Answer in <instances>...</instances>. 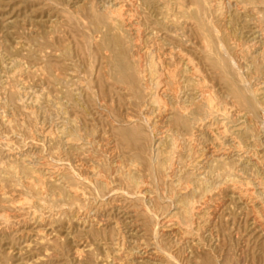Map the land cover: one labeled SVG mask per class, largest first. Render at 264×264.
Masks as SVG:
<instances>
[{"label": "rangeland", "instance_id": "1", "mask_svg": "<svg viewBox=\"0 0 264 264\" xmlns=\"http://www.w3.org/2000/svg\"><path fill=\"white\" fill-rule=\"evenodd\" d=\"M237 68L263 96L264 0H0V264H264V112ZM206 98L240 134L185 122Z\"/></svg>", "mask_w": 264, "mask_h": 264}, {"label": "bare ground", "instance_id": "2", "mask_svg": "<svg viewBox=\"0 0 264 264\" xmlns=\"http://www.w3.org/2000/svg\"><path fill=\"white\" fill-rule=\"evenodd\" d=\"M100 1V0H99ZM209 2V1H208ZM236 2V1H235ZM108 3V2H107ZM109 3H111V2H109ZM237 3V2H236ZM115 4L116 3H114V6H115ZM205 4H206V2H205ZM235 4V3H234ZM111 5H112V7H113V4L111 3ZM124 5V4H123ZM222 5V4H221ZM106 6V5H105ZM107 6H109V5H107ZM121 6V5H120ZM111 7V8H112ZM117 7V6H116ZM115 7V8H116ZM214 7V6H213ZM223 8V7H222ZM119 10V9H118ZM124 10V9H123ZM173 12V11H172ZM212 12H213V10H212ZM228 16V15H227ZM218 18V17H217ZM225 18V17H224ZM228 21V20H227ZM96 22V21H95ZM167 23V22H166ZM185 24V23H184ZM106 25V24H105ZM166 25V24H165ZM111 26V25H110ZM114 28V27H113ZM159 28V27H158ZM191 28V27H190ZM253 30V29H252ZM113 32V31H112ZM206 33L207 34H211L212 36H214L215 37V39L217 40L216 42H217V44H216V46H215V48H213V49H211V53L212 54H215L216 55V57H217V61L219 62V63H221V64H223L224 62H223V59H222V57H224V58H226L228 61H230V63L231 64H233V65H236V63H235V61H234V59L232 58V55H231V53L228 51V49L226 48V45H225V40H224V38H223V33L221 32V30L220 29H218V28H216L209 20H207V23H206ZM151 37H153V36H151ZM155 37V36H154ZM155 41V40H154ZM157 41V40H156ZM92 44V43H91ZM152 44V43H151ZM237 46H238V44H237ZM40 49V48H39ZM262 49V48H261ZM238 50V49H237ZM150 52V51H149ZM233 52H235L234 50L232 51V53ZM174 53V52H173ZM237 55V54H236ZM178 56V55H177ZM146 57V56H145ZM237 58V57H236ZM181 59V58H180ZM184 59V58H183ZM185 60V59H184ZM258 60V59H257ZM185 61H187V60H185ZM182 62H184V61H182ZM8 63V62H7ZM66 63V62H65ZM239 63V62H238ZM237 63V64H238ZM257 64V63H256ZM190 65V64H189ZM248 65V64H247ZM118 66V65H117ZM179 66V65H178ZM181 67V66H180ZM185 67V66H184ZM181 69V68H180ZM184 70V69H183ZM193 70V69H192ZM223 70V69H222ZM180 71V70H179ZM188 72H190V71H188ZM216 72V71H215ZM232 72V71H231ZM162 73V72H161ZM132 75V74H131ZM233 75V74H232ZM235 75H237V78H238V82H233V85H234V92H235V95L237 96V98L244 104V105H246L248 108H250L252 111H254V112H256L257 113V115H258V117H259V119H260V114H261V112H259L260 110H262L263 112H264V95L263 96H258L259 94H256L255 93V91L253 90V88L254 87H252V85L250 84V83H248L247 81H245V78L243 77V74L241 73V72H239L238 71V68L236 69V73H235ZM264 75V74H263ZM262 76V75H261ZM194 77V76H193ZM196 77V76H195ZM194 77V78H195ZM134 78V77H133ZM165 78V77H164ZM188 78V77H187ZM233 78V77H232ZM231 78V80L233 81V79ZM259 78V77H258ZM198 79V78H197ZM254 79V78H253ZM190 80V79H189ZM200 80V79H199ZM159 81H161V80H159ZM179 81H181V79L179 80ZM147 82V81H146ZM196 82V81H195ZM258 82V81H257ZM148 83H149V81H148ZM188 83V82H187ZM147 84V83H146ZM160 84V83H159ZM253 84V83H252ZM145 84H143V86H144ZM241 85H242V88H241ZM256 85V84H255ZM260 85V84H259ZM259 85H257L256 87H258ZM262 85V84H261ZM141 86H142V84H141ZM161 86V85H160ZM254 86V85H253ZM264 86V85H263ZM163 88V87H162ZM179 88H180V86H179ZM184 88V87H183ZM259 88V87H258ZM157 89H159V88H157ZM161 89V88H160ZM118 91V90H117ZM160 91V90H159ZM196 91H198V90H196ZM195 91V92H196ZM190 92V91H189ZM193 92V91H192ZM162 93V92H161ZM160 94V92L157 94V95H159ZM184 94V93H183ZM196 94V93H195ZM201 94V93H200ZM161 95V94H160ZM169 95V94H168ZM181 95V94H180ZM185 95V94H184ZM32 96V95H31ZM156 96V95H155ZM164 96V95H163ZM171 96H173V95H171ZM190 96V95H189ZM201 96V95H200ZM170 97V96H169ZM178 97V96H177ZM196 97H198V96H196ZM195 97V98H196ZM147 98H149V97H147ZM171 98V97H170ZM173 98V97H172ZM186 98V97H185ZM191 98V97H190ZM200 98V97H199ZM35 99V98H34ZM174 100H175V98H173ZM198 99V98H197ZM174 100H173V102H174ZM178 100V99H177ZM177 100H176V102H177ZM184 100V99H183ZM196 100V99H195ZM200 100V99H199ZM171 101V100H170ZM195 102V101H194ZM179 103H181V102H179ZM192 98H191V100L189 101V103L188 104H190V105H192ZM216 103V102H215ZM217 103H219V102H217ZM175 104V103H174ZM197 104V103H196ZM202 109H201V111L200 112H195V110H191L190 111V117L189 118H187L186 117V119H185V122H190V126H192V125H194V124H196L197 122H203V121H206V120H209L208 122H209V124L210 123H218V122H222L223 123V125L221 126V128H220V126H219V124H221V123H218V126H219V129L220 130H218V132L216 131V134L217 135H225V136H229V135H226V134H234V135H238V134H240V130H235L234 129V126H229V124L228 123H230V118H229V115H228V112L226 111V108H224V110H223V112H221V113H219V111H218V109H217V107H215L211 102H210V99H205L202 103ZM160 105V104H159ZM181 105V104H180ZM179 105V106H180ZM185 105V104H184ZM162 106V105H161ZM160 107V106H159ZM163 107V106H162ZM162 107H160L161 109H162ZM222 108H223V106H221ZM10 108V107H9ZM176 108V107H175ZM163 109H165V108H163ZM159 111V110H158ZM163 111V110H162ZM165 111V110H164ZM236 111V110H235ZM234 111V112H235ZM161 112V111H160ZM233 112V111H232ZM239 112V111H238ZM165 113V112H164ZM230 113V112H229ZM160 114V113H159ZM182 115H184V114H182ZM233 115V114H232ZM144 116V115H143ZM161 116V115H160ZM162 116H163V114H162ZM161 116V117H162ZM239 116V115H238ZM158 117V116H157ZM246 117V116H245ZM130 118V117H129ZM159 118V117H158ZM168 118V117H167ZM166 118V119H167ZM184 118H185V116H184ZM163 119V118H162ZM246 119V118H245ZM164 120V119H163ZM138 121V120H137ZM262 121V120H261ZM151 122V121H150ZM207 122V123H208ZM245 122V121H244ZM146 123V122H145ZM153 123V122H152ZM163 123V122H162ZM168 123V122H167ZM204 123H206V122H204ZM199 124H201V123H199ZM263 125H261L260 126V128H259V130H258V132L257 133H254V131L251 129V125L250 124H248V123H246L245 124V130H247V131H249L250 132V137H252V138H254L255 139V141L257 142V143H259V144H264V122L262 123ZM156 125V124H155ZM207 125V124H206ZM149 126H150V124H149ZM210 126V125H209ZM241 126V125H240ZM203 127V126H202ZM190 128V127H189ZM198 128L199 129H202L203 130V128H201V127H199L198 126ZM210 128V127H209ZM209 128L207 129L208 131H209ZM151 129H152V127H151ZM197 129V128H196ZM206 129V128H205ZM218 129V128H217ZM66 130V129H65ZM211 130V129H210ZM244 130V129H243ZM55 131V130H54ZM192 131H194V130H192ZM196 131V130H195ZM211 131H213V130H211ZM211 131H210V133H211ZM215 131H213V132H215ZM242 131V130H241ZM63 132V131H62ZM197 132H200V131H198V129H197ZM169 132H167V134H168ZM201 133V132H200ZM206 133H207V131H206ZM209 133V132H208ZM165 134H166V132H165ZM169 134H171V131H170V133ZM203 134H204V132H203ZM215 134V135H216ZM174 136H175V134H173ZM213 135V134H212ZM177 136V135H176ZM193 136H194V134H193ZM192 136V137H193ZM201 136V135H200ZM195 137V136H194ZM199 137V136H198ZM177 138L179 139V137L177 136ZM196 138V137H195ZM219 138V137H218ZM225 138V137H224ZM228 138V137H227ZM33 139V138H32ZM57 139V138H56ZM161 140H162V138H160ZM236 139V138H235ZM234 139V140H235ZM64 140V139H63ZM66 140V139H65ZM170 140V139H169ZM171 140H172V138H171ZM180 140V139H179ZM221 141H222V139H220ZM225 140V139H224ZM233 140V141H234ZM158 140H157V138H156V136L155 137H153V145H152V147H155V146H157V144H158V142H157ZM231 141V140H230ZM236 141V140H235ZM246 141V140H245ZM5 142V141H4ZM172 142H173V140H172ZM217 142V141H216ZM229 142V141H228ZM249 142H251V140L249 141ZM54 143V142H53ZM177 143H179L178 142V140H177ZM186 143V142H185ZM253 143H254V141H253ZM252 143V144H253ZM172 144V143H171ZM197 144V143H196ZM217 144H218V142H217ZM229 144H232V143H229ZM235 144H236V142H235ZM255 144V143H254ZM199 145V144H198ZM219 145V144H218ZM221 145V144H220ZM223 146H224V144H222ZM226 145V144H225ZM178 146H179V144H178ZM214 146V145H213ZM216 146V145H215ZM214 146V147H215ZM230 146V145H229ZM31 147V146H30ZM156 148V147H155ZM213 148V147H212ZM217 148H218V146H217ZM253 148V147H252ZM251 148V149H252ZM255 148V147H254ZM172 149H174V148H172ZM193 149V148H192ZM204 149V148H203ZM209 149V148H208ZM233 149H235V148H233ZM28 150V149H27ZM175 150V149H174ZM206 150V149H205ZM211 150V149H210ZM214 150V149H213ZM243 150H244V148H243ZM242 150V152H245V151H243ZM260 150V149H259ZM113 151V150H112ZM162 151V150H161ZM176 151H178L177 149H176ZM175 151V152H176ZM204 151V150H203ZM217 151V150H216ZM229 151V150H228ZM230 151H232V150H230ZM234 151V150H233ZM237 151H239V150H237ZM240 151H241V148H240ZM250 151V150H249ZM262 151H263V149H262ZM154 152V151H153ZM174 152V153H175ZM199 152V151H198ZM197 152V153H198ZM219 152H220V150H219ZM241 152V153H242ZM252 152V151H251ZM174 153H173V156H174ZM177 153V152H176ZM196 153V152H195ZM200 153H201V150H200ZM199 153V154H200ZM204 153V152H203ZM213 153H215V152H213ZM221 154H220V156L222 157L224 154H227L226 153V151H225V153H222V152H220ZM232 154H233V152H231ZM236 153V152H235ZM241 153H238V154H240L241 155ZM246 153V152H245ZM244 153V154H245ZM263 153V152H262ZM19 154V153H18ZM211 154V153H210ZM218 154V153H217ZM216 154V155H217ZM237 154V153H236ZM243 154V153H242ZM248 154V153H247ZM255 154V153H254ZM6 155H8V153L6 154ZM201 155V154H200ZM199 155V156H200ZM204 155V154H203ZM240 155H239V158H240ZM250 155V154H249ZM207 156H209V155H207ZM229 156V155H228ZM228 156L226 155V156H224V158H228ZM233 156V155H232ZM231 156V157H232ZM247 156V155H246ZM7 157H9V156H7ZM6 157V158H7ZM14 157V156H13ZM171 157H172V155H171ZM189 157V156H188ZM198 157V156H197ZM196 157V158H197ZM202 157V156H201ZM200 157V158H201ZM214 157V156H213ZM212 157V158H213ZM230 157V158H231ZM245 157V156H244ZM251 157V156H250ZM249 156H247V160H248V158H250ZM254 157V156H253ZM18 158V157H17ZM39 158V157H38ZM60 158V157H59ZM163 158V157H162ZM166 158H167V156H166ZM169 158V157H168ZM195 158V159H196ZM202 158H204L205 159V157H202ZM210 158V157H209ZM211 158V159H212ZM216 158H218V157H216ZM220 158V157H219ZM223 158V157H222ZM223 158V159H224ZM236 158L238 159V157H237V155H236ZM256 157H254V158H251V160H253V159H255ZM170 159V158H169ZM173 159V158H172ZM207 159V158H206ZM229 159V158H228ZM245 159V158H244ZM19 160V159H18ZM17 160V161H18ZM117 160V159H116ZM171 160V159H170ZM207 160H209V159H207ZM206 160V161H207ZM227 160V159H226ZM233 160V159H232ZM231 160V161H232ZM239 160V159H238ZM1 161H3V160H1ZM38 161V160H37ZM42 161V160H41ZM77 161V160H76ZM156 160H155V158H152V162L154 163ZM171 161H173V160H171ZM205 161V160H204ZM210 161V160H209ZM224 161V160H223ZM230 161V162H231ZM237 161V160H236ZM13 162V161H12ZM16 162V161H15ZM47 162V161H46ZM49 162V161H48ZM226 162H228V161H226ZM233 162H235L234 160H233ZM239 162V161H238ZM237 162V163H238ZM241 162V161H240ZM258 162H259V160H258ZM191 163H192V161H191ZM207 163H208V161H207ZM254 163V162H253ZM252 163V164H253ZM30 164H31V162H30ZM261 164V163H260ZM11 165V164H10ZM27 165V164H26ZM34 165V164H33ZM33 165L31 166V165H29V166H31L32 168H33ZM159 165V164H158ZM196 165V164H195ZM199 165V164H198ZM208 165V164H207ZM43 166V165H42ZM153 166V165H152ZM178 166V165H177ZM193 166V165H192ZM205 166H206V164H205ZM205 166H204V168H205ZM246 166V165H245ZM257 166V165H256ZM50 167V166H49ZM195 167V166H194ZM198 167V166H197ZM202 167V166H201ZM14 168H16V167H14ZM13 168V169H14ZM35 168H36V166H35ZM171 168V167H170ZM200 168V167H199ZM198 168V169H199ZM221 168V167H220ZM257 168H258V166H257ZM26 169H27V166H26ZM201 169V168H200ZM81 170V169H80ZM196 170V169H195ZM195 170H194V172H195ZM258 170V169H257ZM29 171V170H28ZM59 171V170H58ZM126 172H127V170H125ZM132 171V170H131ZM173 171V170H172ZM23 172V171H22ZM49 172V171H48ZM80 172V171H79ZM133 172V171H132ZM193 172V171H192ZM201 172V171H200ZM200 172H199V174H200ZM203 172H204V170H203ZM206 172V171H205ZM256 172V171H255ZM50 173V172H49ZM202 173V172H201ZM23 174V173H22ZM53 174V173H52ZM119 174V173H118ZM126 174V173H125ZM205 174V173H204ZM260 174V173H259ZM26 175V174H25ZM30 175V174H29ZM174 175V174H173ZM197 175V174H196ZM209 175V173H207V176ZM15 176V175H14ZM17 177V176H16ZM140 177V176H139ZM19 178V177H18ZM59 178V177H58ZM191 178V177H190ZM194 178V177H193ZM35 179V178H34ZM61 179V178H60ZM196 179H197V177H196ZM18 180V179H17ZM16 180V181H17ZM59 180V179H58ZM93 180V179H92ZM91 180V181H92ZM194 180V179H193ZM206 180H207V178H206ZM21 181H22V179H21ZM97 180L96 179H94V182H96ZM144 181V180H143ZM170 181V180H169ZM197 182L198 180H194V182ZM205 181V180H204ZM24 182V181H23ZM59 182V181H58ZM94 182H93V185H95L94 184ZM191 182H193V181H191ZM54 183V182H53ZM103 183V182H102ZM129 183V182H128ZM59 184V183H58ZM97 184V183H96ZM137 184V183H136ZM221 184V183H220ZM62 185V184H61ZM88 185V184H87ZM105 185V184H104ZM103 185V186H104ZM141 185V184H140ZM139 185V186H140ZM180 185H182V184H180ZM28 186V185H27ZM139 186H137V187H139ZM183 186V185H182ZM67 187V186H66ZM142 187V186H141ZM183 187H185V186H183ZM183 187L181 188L182 189V191L181 192H183ZM65 188V187H64ZM68 188V187H67ZM66 188V189H67ZM105 188V187H104ZM140 188V187H139ZM147 188H148V186H147ZM239 188V187H238ZM143 189V188H142ZM141 189V190H142ZM180 189V188H179ZM180 189V190H181ZM212 189V188H211ZM214 189V188H213ZM246 189V188H245ZM6 190V189H5ZM69 190V189H68ZM140 189H138V193L139 192H142ZM145 190V189H144ZM179 190V191H180ZM185 190H187V188L185 189ZM249 190V189H248ZM253 190V189H252ZM73 191V190H72ZM80 191V190H79ZM191 191V190H190ZM243 191V190H242ZM241 191V192H242ZM245 191V190H244ZM75 192V191H74ZM73 192V193H74ZM236 192V191H235ZM246 192H247V190H246ZM249 192V191H248ZM251 192V191H250ZM78 193V192H77ZM81 193V192H80ZM99 192L97 191V194H98ZM134 193V192H133ZM136 193H137V191H136ZM198 193V192H197ZM240 193V192H239ZM69 194H72V193H70L69 192ZM241 194V193H240ZM239 194V195H240ZM78 195H79V193H78ZM99 195V194H98ZM186 195V194H185ZM238 195V196H239ZM245 196H249L250 195V193H245L244 194ZM137 196H139V197H144L143 195H140V193L139 194H137ZM183 196V195H182ZM204 196V195H203ZM212 196V195H211ZM205 197V196H204ZM82 198V197H81ZM243 198V197H242ZM249 198V197H248ZM146 199V198H145ZM178 199V198H177ZM193 199V198H192ZM208 199V198H207ZM244 199V198H243ZM250 199H251V197H250ZM10 200V199H9ZM21 200H22V198H21ZM102 200V199H101ZM144 200V199H143ZM150 200V199H149ZM237 200V199H236ZM244 200H246V199H244ZM264 200V199H263ZM12 201V200H11ZM204 201V200H203ZM248 202V201H247ZM11 203V202H10ZM179 203V202H178ZM3 204V203H2ZM36 204H37V201H36ZM184 204V203H183ZM203 206V205H202ZM249 206V205H248ZM254 206V205H253ZM257 206V205H256ZM180 208H181V206H179ZM189 207H190V205H189ZM192 208V207H191ZM194 208H196V207H194ZM37 209V208H36ZM116 209V208H115ZM201 209V208H200ZM193 210V209H192ZM199 210V209H198ZM180 211V210H179ZM191 211V210H190ZM32 212V211H31ZM183 212V211H182ZM185 212V211H184ZM195 212V211H194ZM9 213V212H8ZM22 214V213H21ZM188 214V213H187ZM193 214V213H192ZM191 214V215H192ZM37 215V214H36ZM195 215V214H194ZM194 215H192V216H194ZM4 217V216H3ZM33 217H35V216H33ZM85 217V216H84ZM261 217V216H260ZM81 218V217H80ZM186 218V217H185ZM34 219V218H33ZM35 219H37L36 217H35ZM75 219V218H74ZM84 219V218H83ZM88 219V218H87ZM200 219V218H199ZM198 219V220H199ZM209 219L210 218H208V221H209ZM253 219V218H252ZM9 220H10V217H9ZM4 221H6V216H5V219H3V222ZM79 221H81V219L79 220ZM85 221V220H84ZM94 221V220H93ZM207 221V220H206ZM2 222V221H1ZM18 222V221H17ZM90 222V221H89ZM194 222V221H193ZM255 222V221H254ZM260 222V221H259ZM7 223V222H6ZM9 223H11V222H9ZM79 223V222H78ZM85 223H87V222H85ZM162 223V222H161ZM209 223V222H208ZM250 223V222H249ZM248 223V224H249ZM8 224V223H7ZM96 224V223H95ZM81 225H82V223H81ZM90 225H91V223H90ZM202 225V224H201ZM89 226V225H88ZM262 227H263V225H261ZM158 227V226H157ZM177 227V226H176ZM175 227V228H176ZM197 227V226H196ZM81 228V227H80ZM169 228V227H168ZM174 228V227H173ZM21 229V228H20ZM14 230V229H13ZM12 230V231H13ZM184 230V229H183ZM257 230V229H256ZM16 231L18 232V230L16 229ZM122 231V230H121ZM251 231V230H250ZM6 232V231H5ZM183 232V231H182ZM13 233H14V231H13ZM55 234V233H54ZM69 234V233H68ZM251 234V233H250ZM160 235V234H159ZM164 235V234H163ZM171 236V235H170ZM248 236V235H247ZM259 236V235H258ZM190 237V236H189ZM24 238V237H23ZM183 240V239H182ZM198 242V241H197ZM22 243V242H21ZM111 243V242H110ZM196 243V242H195ZM24 244V243H23ZM181 244V243H180ZM197 244V243H196ZM245 244V243H244ZM118 245V244H117ZM9 246V245H8ZM16 246V245H15ZM136 246H138V245H136ZM197 246V245H196ZM14 247V246H13ZM18 247V246H17ZM140 247V246H139ZM200 247V246H199ZM137 248V247H136ZM154 248V247H153ZM198 248V247H197ZM78 249V248H77ZM138 249V248H137ZM148 249V248H147ZM185 249V248H184ZM218 249V248H217ZM173 250V249H172ZM138 251V250H137ZM146 252L147 251H149V250H145ZM140 252V251H139ZM144 252V251H143ZM131 253H133L132 252V250H131ZM139 255V254H138ZM142 255V254H141ZM157 255V254H156ZM160 255V254H159ZM131 256H132V254H131ZM148 256V255H147ZM122 257V256H121ZM135 257H136V254H135ZM142 257V256H141ZM156 257V256H155ZM182 257V256H181ZM188 257V256H187ZM132 258V257H131ZM143 258V257H142ZM165 258V257H164ZM35 259H37V258H35ZM128 259V258H127ZM138 259V258H137ZM140 259V258H139ZM148 259V258H147ZM146 259V260H147ZM158 259H159V257H158ZM134 260V259H133ZM130 261V260H129ZM138 261V260H137ZM147 262V261H146ZM135 263V262H134ZM29 264V263H28Z\"/></svg>", "mask_w": 264, "mask_h": 264}]
</instances>
